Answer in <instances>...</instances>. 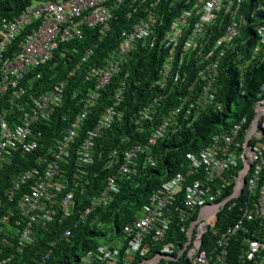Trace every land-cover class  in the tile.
<instances>
[{
  "label": "built area",
  "instance_id": "2783aa9c",
  "mask_svg": "<svg viewBox=\"0 0 264 264\" xmlns=\"http://www.w3.org/2000/svg\"><path fill=\"white\" fill-rule=\"evenodd\" d=\"M127 1L130 0H112L110 4L109 0L35 1L19 16L0 18V103L12 91L7 103L20 112L19 120L13 117L10 122L7 112L0 110V181L4 180L5 168L14 165L22 168L21 160H26V168L11 175L2 190L0 232L3 235H7V230L17 233L18 253L35 241L33 227L38 214L44 215V224L52 221L57 213L61 220H68L75 212L77 194H86L91 184L89 167L96 160L97 141L104 138L116 119L123 117L118 108L123 103L124 82L114 96V105L106 107L92 126L90 119L103 93L132 60L131 55L140 42L165 53L160 78L154 83L164 94L141 108L136 124L153 122L157 110L168 99L171 82L178 87L182 103L153 128L146 143L123 151L122 158L119 151L112 154L110 167L118 166V171L109 176L103 191L92 197L87 208L78 214L80 222L88 221L97 209L106 210L111 205L121 183L138 174L137 163L142 156L154 163L152 149L170 127L177 125L180 116L187 121L194 116L196 120L215 104L222 88L221 67L226 59L229 58L244 76L252 62L261 54L264 56V26L257 29L260 42L252 55L244 53L246 42L241 41L242 27L248 25V16L253 18L256 12L264 11V0H258L256 12L249 14L242 13L244 0H132L133 4L143 6L140 20L120 34L117 49L103 60L104 65L87 72L86 79L92 83V88L80 100L75 116L65 112L59 118L61 124L58 118L54 119L57 109L66 104L67 80L33 97V105L23 100L27 89L21 83L31 72L50 62L61 43L83 41L85 30L99 29V39L84 53L72 75L91 59L111 31L112 12ZM163 4L166 7L160 11ZM171 14L165 28L166 18ZM39 78L40 75L36 77ZM172 90L170 93H175L174 87ZM185 107L188 109L183 112ZM65 121H68L66 126ZM37 124H44L50 131L38 130ZM187 163V174L167 176L169 182L157 191L151 203L124 226L123 234L128 237L124 253L122 244L114 247L102 243L83 255L81 264H119L120 260L123 264H134L149 253L152 245L166 240L175 218L172 208L176 204L189 222V227L184 228L186 241L183 245L179 241L167 243L162 253L138 264H158L161 259L180 258L190 264H211L214 260L227 264L231 242L241 234L249 235L250 224L264 218V86L258 95L254 116L250 119L246 115L228 131L215 135L201 155L189 154ZM191 178L194 179L187 188ZM229 188L232 192L224 198ZM180 194L183 197L179 202ZM244 195L247 199L245 205L239 207L238 219L218 235L212 251L204 250V236L216 226L220 213L228 206L233 210L238 204L235 201ZM57 207L61 209L59 212L55 210ZM79 221L64 232V238L73 236ZM14 223L17 227L12 225ZM20 225H25L23 230L19 229ZM4 241L11 244L8 238ZM246 248L240 257L242 264L257 261L264 244L246 238ZM51 254L49 250L37 255L36 262L45 264ZM14 258L15 255L0 258V264H9ZM259 264H264V259Z\"/></svg>",
  "mask_w": 264,
  "mask_h": 264
},
{
  "label": "trees",
  "instance_id": "16d2710c",
  "mask_svg": "<svg viewBox=\"0 0 264 264\" xmlns=\"http://www.w3.org/2000/svg\"><path fill=\"white\" fill-rule=\"evenodd\" d=\"M33 1L35 0H0V18L19 16L32 5ZM111 1L109 0V4ZM166 3L169 4L168 1ZM255 3L256 0H251L252 7H255ZM165 7L163 4L160 11ZM166 9L168 10V8ZM251 11L254 13V10L250 9ZM142 13L143 6H140L139 3L133 4L132 0L116 8L112 12L110 33L106 36L103 43L100 44L92 58L81 64L74 75L72 73L80 64L84 53L99 39V29L85 30V39L83 41L61 43L53 59L31 72L29 78L21 83V86L27 89V94L23 100L33 105L31 102L33 97H38L41 93L49 91L55 85L67 80L66 104L63 108L57 109L54 119L61 118L65 112H68L71 117L75 116L80 100L92 88V83L87 82L86 79L87 72L95 66L104 65L103 60L117 49L120 34L139 22ZM244 13L249 14V11L245 9ZM171 16L172 14L167 16L165 28L169 25L168 22ZM247 19L248 25L244 27L243 31H248L247 34H251L252 38L248 41L249 45L245 50V54L251 55V49L255 48L260 42L255 28L264 25V12H257L253 18L249 15ZM20 39L22 40V37ZM131 57L132 60L124 65L120 75L114 78L111 85L103 93V97L95 110L96 112L90 119L94 124L106 107L114 105V96L122 88V83L124 82L126 90L123 103L118 108L119 111H122L123 117L120 120L116 119L112 127L103 135L104 138H100L97 141L96 160L89 167L88 178L91 184L87 187L86 194L83 196L79 193L77 194L75 212L68 220H61V216L57 213L52 221L44 224V215L42 213L38 214V221L33 227V238L35 241L24 248L22 253H18L19 240L15 231L7 230V235H3L0 232V258L5 259L11 255L16 256L9 264H40V262H36L38 260L37 255L46 254L49 250H52V254L45 264H81L83 255L90 250H96L102 244L98 242L100 239H104V243L111 244L114 247H117V243L119 245L122 244L121 252L124 253L128 243V237L123 234L124 226L131 222L144 206L151 203L152 197L157 191L169 182L167 176L171 178L178 172L187 174V155L189 153L201 155L202 151L211 144L213 137L217 133L229 130L228 119L231 116L232 108L236 104L237 98H239L240 104L243 105V109L237 115L236 122L246 115L250 119L254 116L256 101L264 85V56L261 54L260 58H256L252 62L244 76L241 75L242 79H238L235 76L238 69L228 58L221 67L220 83L222 88L215 104L205 110L196 120H193L194 116L188 121L183 116H180L177 125L170 127L167 135L159 140L156 147L152 149L151 154L154 157V163L142 156L137 163L138 174L131 180L121 183L120 191L114 196L111 205L106 210L97 209L88 218V221L80 222L78 214L87 208L92 197L103 191L109 176L116 174L118 171V166L110 167L109 161L113 159L112 154L119 151V155L122 158L123 151L130 149L134 145L146 143L153 128L162 123L163 118L170 110L180 107L182 103L178 97V87L173 86L175 84L171 82L168 88V99L157 110L153 122L144 123L142 126L137 125L136 116L141 108L150 104L160 94H164V92L154 87V83L160 78L159 73L163 67L165 53L159 51L158 47L153 49L150 46H145L144 42H140ZM127 74L129 76L122 80ZM38 75H40V78L36 79ZM172 87H174L175 93H170V91H173ZM248 93H251V95L249 96ZM12 94L13 92L10 91L0 103V110H4L5 114L7 112V118L10 122H12L13 117L17 121L20 118L18 108L12 107L7 103V99L9 96L12 97ZM24 105L26 107V104ZM187 109L185 107L183 112ZM58 121L61 124V119ZM63 125H68V121H65ZM36 128L47 133L50 131L44 124H37ZM47 135L49 136V134ZM21 161L22 168H19L21 165L5 168L4 180L0 181V196L3 193L2 190L8 184L7 180L9 177L26 168V160ZM29 164H31V159ZM193 179H188L187 188ZM231 192L232 189L230 188L225 190L224 198L229 196ZM182 197L183 194L178 195V201ZM57 198L60 199L61 195H57ZM245 199H247L246 195L241 200L235 201L238 204L233 210H230L228 206L220 213L216 226L211 228L204 236V250L212 251L214 249L219 239L218 235L238 219L239 207L245 205ZM55 210L59 212L61 209L57 207ZM172 212L175 218L166 240L158 245H152L149 253L145 257L139 258L134 264L141 263L145 259H152L155 255L162 253L167 243L179 241L183 245L186 241L184 228L189 227V222L185 221L177 204L172 208ZM77 221L80 223L74 229L73 236L64 238V232L72 229ZM105 223H111L114 227L103 229L101 225ZM12 225L17 227L16 223ZM23 227L25 225H20L19 229L23 230ZM7 228L10 229V227ZM250 228L251 232L249 235L241 234L231 242L228 248L227 264H242L240 257L247 249L246 238L257 240L264 244V218L251 223ZM6 238L10 240V245L5 243L4 239ZM53 243H55L54 246H52ZM121 257L123 260V256ZM258 258L257 261L249 264H259L264 259V251ZM119 264H123V261L120 260ZM158 264L190 263L185 258H180L178 260L161 259ZM211 264L218 263L214 260Z\"/></svg>",
  "mask_w": 264,
  "mask_h": 264
},
{
  "label": "rangeland",
  "instance_id": "374dc122",
  "mask_svg": "<svg viewBox=\"0 0 264 264\" xmlns=\"http://www.w3.org/2000/svg\"><path fill=\"white\" fill-rule=\"evenodd\" d=\"M35 3V1H33V3L32 4H34ZM249 45V44H248ZM248 45H246L245 47H244V53H245V50L248 48ZM253 51H254V48L253 49H251V53H253ZM238 69V68H237ZM235 76L238 78V79H242V77H241V73H240V70H238V72H236V74H235ZM246 92V91H245ZM248 95L250 96L251 95V93H248ZM243 109V105L242 104H240V101H239V98H237L236 99V104H234L233 105V108H232V113H231V116H230V118L228 119V123L229 124H235L236 123V121H237V115L238 114H240V112H241V110ZM210 114H213V113H210ZM178 173H180V172H178ZM178 173H176L175 175H177ZM101 227L103 228V229H110V228H113L114 226L111 224V223H105V224H103V225H101ZM113 230V229H112ZM99 243L101 242V243H104L105 241H104V239L103 240H99L98 241Z\"/></svg>",
  "mask_w": 264,
  "mask_h": 264
},
{
  "label": "clouds",
  "instance_id": "9594fccd",
  "mask_svg": "<svg viewBox=\"0 0 264 264\" xmlns=\"http://www.w3.org/2000/svg\"><path fill=\"white\" fill-rule=\"evenodd\" d=\"M35 1H36V0H35ZM38 2H39V1H38ZM257 3H258V0H256L255 7H252V6H251V0H244V2H243V4H244V8H243L242 13H244V10H245V9H247L249 12H250V9H252V10H254V12H256ZM252 12H253V11H251L250 13H252ZM260 12H261V11H260ZM262 12H264V11H262ZM256 13H257V12H256ZM260 26H264V25H260ZM260 26H259V27H260ZM244 27H245V26H244ZM244 27H242V31H241V37H242V38H241V41H245V42H246V45H248V44H249L248 41L252 38V35H251V34L248 35V34H247L248 31H246V30L243 31ZM257 29H258V27L255 28L256 33H257ZM257 35H258V33H257ZM246 45H244L243 47H245ZM257 46H258V44L255 46V48H256ZM255 48H254V49H255ZM251 55H252V53H251ZM263 86H264V85H263ZM263 86H262V87H263ZM261 89H262V88H261ZM100 101H101V100H100ZM95 110H96V109H95ZM95 112H96V111H94V114H95ZM94 114H93V115H94ZM93 115H92V116H93ZM99 117H100V116H99ZM99 117H98V118H99ZM98 118H97V119H98ZM97 119H96V120H97ZM89 123H90L91 126L93 125V123H91V121H90ZM236 123H237V122H236ZM159 125H160V124H159ZM231 125H233V124H230V127H231ZM169 129H170V128H169ZM168 132H169V131H168ZM174 132H175V131H174ZM217 134H218V133H217ZM217 134H216V135H217ZM213 138H214V137H213ZM212 141H213V140H212ZM205 149H206V148H205ZM205 149H204V150H205ZM204 150H203V151H204ZM189 154H191V153H189ZM189 154H188V155H189ZM188 155H187V159H188ZM194 155H195V154H194ZM180 173H181V172H180ZM218 220H219V219H218Z\"/></svg>",
  "mask_w": 264,
  "mask_h": 264
}]
</instances>
